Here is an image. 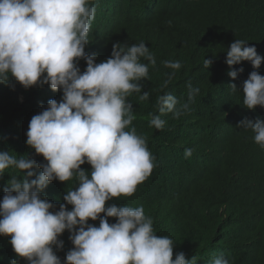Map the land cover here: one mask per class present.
I'll return each instance as SVG.
<instances>
[{"label": "clouds", "instance_id": "9594fccd", "mask_svg": "<svg viewBox=\"0 0 264 264\" xmlns=\"http://www.w3.org/2000/svg\"><path fill=\"white\" fill-rule=\"evenodd\" d=\"M96 9L95 0H0V83L14 78L25 89L49 85L63 94L61 102L50 100L31 118L26 133L27 146L47 162L40 165V175L32 179L36 162L28 156L0 152V174L15 168L22 177L12 176L0 201V236L10 237L14 253L28 264H61L54 248H63L58 238L65 231L74 247L64 264H197L194 256L189 261L182 252L173 259V240L155 233L142 206L105 207L114 198L132 196L157 166L146 138L135 127L126 130L135 119L127 98L133 93L140 101L150 97L149 92L141 94L140 82L149 74V64L142 60L154 67L156 59L141 41L115 43L110 58L95 63V54H87L85 46ZM247 45L236 39L226 51L233 80L238 75L234 65L247 61L258 70L264 61ZM81 59L87 64L83 73ZM211 64L204 60L206 69ZM163 65L171 70L162 85L167 88L181 64L166 60ZM256 70L242 84L243 107L250 111L264 108V76ZM187 88L185 102L167 92L157 97L159 115L150 114V127L162 130L166 121L161 116L171 113L178 119L190 110L200 89L191 82ZM228 88L241 93L236 84ZM238 127L251 130L264 149V121L244 119ZM192 152L186 148L185 158ZM85 163L90 173L81 169ZM74 178L78 187L63 197L71 210L61 204L53 211L44 190L54 180ZM108 218L116 222L110 224ZM97 220L98 227L88 223ZM210 264L230 262L221 255Z\"/></svg>", "mask_w": 264, "mask_h": 264}, {"label": "trees", "instance_id": "16d2710c", "mask_svg": "<svg viewBox=\"0 0 264 264\" xmlns=\"http://www.w3.org/2000/svg\"><path fill=\"white\" fill-rule=\"evenodd\" d=\"M95 18L88 34L85 52L95 54V63L110 58L115 43L123 46L143 41L156 59L149 64L148 78L142 80V93L147 101L133 93L127 98L133 104L138 135L146 138L148 150L157 166L137 186L130 197L114 198L105 207H143L153 220L158 236L173 240V259L184 253L194 256L197 264H210L223 255L230 264H264V149L254 142L251 130L238 127L248 119L264 121V108L254 111L243 107L242 84L256 70L250 62L234 65L238 75L233 80L225 63L226 51L236 39L255 47L264 58V0H95ZM212 61L206 69L204 60ZM181 64L167 88L170 69L163 61ZM78 67L83 73L86 61ZM242 68L243 71L239 72ZM264 76V61L258 70ZM200 92L190 110L174 119L171 113L161 116L166 121L162 130L149 126L150 114L156 110L157 97L165 92L187 101L188 83ZM236 84L240 92L229 85ZM62 91L53 92L49 85L25 89L14 78L0 83V152L36 162L35 176L40 175L42 156L26 144L31 118L48 107L50 100L61 102ZM179 107V105H178ZM186 148H192L185 158ZM82 170L91 172L87 163ZM11 168L0 174V201L12 176L22 177ZM78 187L74 179L62 183L52 181L44 197L58 211L63 197ZM71 210V205H66ZM103 216V214H101ZM115 223V218H108ZM89 224L99 226V220ZM65 231L58 239L63 248L55 254L64 264L66 254L74 246ZM10 237L0 236V264H28L18 258Z\"/></svg>", "mask_w": 264, "mask_h": 264}]
</instances>
